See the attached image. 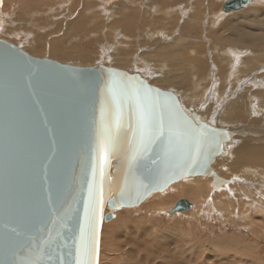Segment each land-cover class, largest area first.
I'll return each mask as SVG.
<instances>
[{
  "label": "water",
  "instance_id": "95a60500",
  "mask_svg": "<svg viewBox=\"0 0 264 264\" xmlns=\"http://www.w3.org/2000/svg\"><path fill=\"white\" fill-rule=\"evenodd\" d=\"M253 1L225 0L222 11ZM21 46L0 39V264H99L116 210L187 177L226 183L213 164L228 154L230 126L190 114L139 72ZM193 207L182 197L169 213Z\"/></svg>",
  "mask_w": 264,
  "mask_h": 264
},
{
  "label": "rangeland",
  "instance_id": "374dc122",
  "mask_svg": "<svg viewBox=\"0 0 264 264\" xmlns=\"http://www.w3.org/2000/svg\"><path fill=\"white\" fill-rule=\"evenodd\" d=\"M211 1L218 5L213 13L209 0H0V39L61 63H103L141 72L150 83L177 93L182 105L190 102L183 105L190 114L203 113L210 116L209 123L230 126L233 132L225 145L228 154L214 165L226 183L217 188L214 177L208 176L211 190L194 198H167L162 206L149 208L154 198L174 196L169 190L177 185L191 187L195 180H207L187 177L150 195L140 206L116 210L114 219L102 225L99 264H264V167L238 163L234 155L238 141L264 145V102L258 110L251 97L254 87L264 92V83L255 82L264 80V42L259 48L225 42L232 28L264 37V0L232 13L222 11L225 0ZM197 13L199 32L189 34L186 25ZM58 42L65 47L62 52L54 48ZM190 44L205 46L207 53L199 56L207 65L184 76V69L198 57L191 52L186 61L183 49L174 47ZM199 76L203 77L197 82ZM245 92L253 94L245 103L249 120L228 123L223 111ZM192 93L197 94L191 101L184 98ZM182 197L192 200L194 209L167 214Z\"/></svg>",
  "mask_w": 264,
  "mask_h": 264
},
{
  "label": "bare ground",
  "instance_id": "6f19581e",
  "mask_svg": "<svg viewBox=\"0 0 264 264\" xmlns=\"http://www.w3.org/2000/svg\"><path fill=\"white\" fill-rule=\"evenodd\" d=\"M198 2H200V1H198ZM197 2H195V4H196ZM209 3H210V5L208 6V7H210V10H211V12L213 13V11L216 9H218V5L216 6V4L214 3V2H212L211 0H209ZM195 4H194V6H195ZM200 5V4H199ZM199 5H196L197 7H200ZM224 5V4H223ZM196 9H198V8H196ZM200 9V8H199ZM202 10V9H201ZM201 10H199V11H201ZM202 13V12H201ZM201 13H197L198 15L196 16V14L195 15H192V19H193V22H191V23H188L187 25H186V30H187V32H188V30H190V33L189 34H191L192 32H196V31H198L199 32V28H198V24L199 23H201L200 22V18H201ZM204 13V12H203ZM199 22V23H198ZM185 31V30H184ZM186 32V31H185ZM229 35H230V37L228 36V37H226L225 39H226V41L225 42H230V43H243V44H247V45H253V46H255V47H258L260 44L262 45V43L264 42V37H262V35H260V34H253V33H248V32H244V31H242V30H240V28H232L231 29V33H229ZM70 39V38H69ZM64 40V39H63ZM71 41V40H70ZM60 42H62V41H60ZM60 42H58L57 43V45L55 44L54 45V48L55 49H57V50H59L60 52H62V49L64 50V48H62V43H60ZM75 42V41H74ZM73 42V43H74ZM66 43V42H65ZM72 42L70 43V44H73ZM77 43V42H76ZM79 43V42H78ZM61 44V45H60ZM75 44V43H74ZM74 44L72 45L73 46V48H77V46H75L74 47ZM83 44H85V43H83ZM92 44V43H91ZM79 45V44H78ZM218 45V44H217ZM260 45V46H261ZM79 46H81L82 47V45H79ZM83 46H85V45H83ZM220 46H223V44L222 45H220ZM179 47H181L182 49H179ZM67 48V47H66ZM175 49H178V50H182V52H184V59L186 60V61H188V60H190V53L192 52V53H194V56H193V58L195 59L196 57H198L197 58V60H196V62H193V63H191L190 65H191V67L189 68V69H184L185 70V74H184V76H189L190 74H191V72L193 71V70H200V69H203L204 68V66L205 65H207V61L206 60H203L202 58H200V54L203 52L204 54L205 53H207L206 51H205V46H202L201 44H197V45H195V46H191V44L190 45H187V46H183V45H178V46H175L174 47ZM259 48V47H258ZM78 49V48H77ZM218 49V48H217ZM167 51V53L168 54H170V50L169 49H166ZM262 51V50H261ZM87 52V51H86ZM173 52V51H172ZM63 54V53H62ZM80 55V54H79ZM82 55H85V54H81V56ZM173 55H181V54H179L178 53V51H174L173 52ZM78 57V56H77ZM82 57H84V56H82ZM177 57V56H176ZM81 57L79 56L77 59H80ZM85 58V57H84ZM95 58V57H94ZM179 58H181V59H183V57L181 56V57H179ZM173 59V58H172ZM177 59V58H176ZM175 59V60H176ZM183 59V60H184ZM84 60V59H83ZM82 60V61H83ZM93 60H95V59H93ZM92 60V61H93ZM76 61V60H75ZM74 61V62H75ZM78 61V60H77ZM85 61V60H84ZM87 61H88V59H87ZM92 61H90V62H92ZM96 61V60H95ZM172 61V60H171ZM176 62V61H175ZM174 62V63H175ZM180 62V61H179ZM255 61H252V63H254ZM80 63H82L81 61H80ZM79 63V64H80ZM84 63V62H83ZM89 63V62H88ZM81 65V64H80ZM198 66V67H197ZM216 66L218 67V63H216ZM144 70H146V69H144ZM136 71H138V70H136ZM182 70H180V72H181ZM146 72V71H145ZM179 72V71H178ZM179 72V73H180ZM139 73H141V72H139ZM183 73H184V71H183ZM144 77V76H143ZM203 76H199V78L197 79L196 78V80H197V82H199L200 80L199 79H201ZM252 80V79H251ZM256 83H261L260 85H262V83H264V80H261V81H255ZM254 84V83H253ZM264 85V84H263ZM259 88H260V86H258ZM257 87V88H258ZM262 87V86H261ZM257 88H252L251 90V92L253 93L254 92V97L253 96H251L254 100V102H255V106H259V108H258V110H260L261 108H260V105L262 104V102H264V92H258L257 90ZM256 89V90H255ZM256 91V92H255ZM251 92H245V93H243L240 97H239V100L237 101V102H235V103H232V104H230V105H228V107L223 111V113H226L227 114V119H228V123L229 122H235V123H239L240 121H245V120H249L248 119V116H246V112L248 111V109H246L247 108V105L245 104V103H248L247 102V96H250V95H253V94H251ZM197 93H192L191 95H189V96H186V97H184V98H191V99H189V101H191L193 98H194V96L196 95ZM252 101V102H253ZM187 102H188V100H187ZM251 102V103H252ZM185 103V102H184ZM183 103V105L185 106V105H187V104H189L190 105V102H188L187 104L185 103L184 104ZM250 103V104H251ZM253 104V103H252ZM251 104V105H252ZM253 106V105H252ZM193 107V106H192ZM246 107V108H245ZM187 108H189V106H187ZM222 109V108H221ZM209 110V109H208ZM258 110H256L257 112H258ZM190 111V110H189ZM191 112V111H190ZM192 113H194V112H192ZM256 115V114H255ZM201 116V117H200ZM213 116V115H212ZM211 116V117H212ZM224 116V115H223ZM198 117L200 118V119H202L203 121H205V122H208V124H211V123H209V118H210V116H206V115H204L203 113H201L200 115H198ZM223 119V118H222ZM211 120H212V118H211ZM260 120V119H259ZM220 121V120H219ZM222 121H224V120H222ZM251 121V120H250ZM252 121H254V122H256V119L254 118ZM219 124V123H218ZM222 124V123H221ZM227 124V123H226ZM212 125H215V121H212ZM233 133V132H232ZM232 137H233V135H232ZM236 137V136H235ZM240 142V143H239ZM254 141H238L237 142V144H238V147H237V149L235 150L236 152H234L235 154V156H236V160H237V162L238 163H244V164H252V165H260V166H263L264 167V145H262V144H260V143H258L257 141L254 143ZM258 143V144H257ZM262 143V142H261ZM233 144V143H232ZM237 144H235V145H237ZM231 147H233V145L231 146ZM233 149V148H232ZM217 163H219V162H217ZM220 164V163H219ZM214 165H217L216 167H218V164H213V167L215 168V166ZM236 165H238V164H236ZM223 167V166H222ZM250 168V167H249ZM218 169V168H217ZM221 169H223V168H221ZM206 177V176H205ZM209 177H211V178H213V176H209ZM211 178H208V176H207V178H205V179H207V180H195V184H192V186L191 187H189V186H186L185 184H180V185H177V186H175V187H173V188H171V190H169V192H171V193H173L174 194V196H172V197H167V195L166 194H164V196L163 197H160V198H154V200L152 201L153 203H151L150 204V207L149 208H151L153 205H155V204H158V205H160V206H162V204H165L168 200H167V198H169V200H171V199H175L177 196H181V195H183V194H187V195H190L191 197H195V196H197L198 194H200V193H202L203 191H206V190H208L209 191V189L211 190V182L213 181H211ZM215 180V179H214ZM213 185H214V181H213ZM172 186V185H171ZM215 186V185H214ZM221 186V185H220ZM209 187V188H208ZM223 187V186H222ZM218 188V187H217ZM168 194V193H167ZM208 198V197H207ZM162 200V201H160V200ZM180 199V198H179ZM207 200V199H206ZM177 202V201H176ZM175 202V203H176ZM194 203V202H193ZM261 204V203H260ZM154 207V206H153ZM194 207H195V204H194ZM194 207L191 209V210H193L194 209ZM167 214H170L169 213V211L167 212ZM222 214V213H221Z\"/></svg>",
  "mask_w": 264,
  "mask_h": 264
},
{
  "label": "snow or ice",
  "instance_id": "6c2138e0",
  "mask_svg": "<svg viewBox=\"0 0 264 264\" xmlns=\"http://www.w3.org/2000/svg\"><path fill=\"white\" fill-rule=\"evenodd\" d=\"M81 264H83V262H81Z\"/></svg>",
  "mask_w": 264,
  "mask_h": 264
}]
</instances>
